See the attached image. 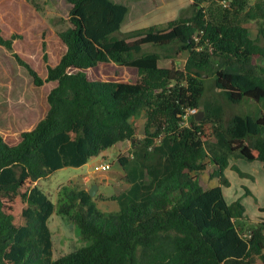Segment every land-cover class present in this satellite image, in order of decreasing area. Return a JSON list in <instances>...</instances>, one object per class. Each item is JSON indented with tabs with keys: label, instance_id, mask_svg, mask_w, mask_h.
<instances>
[{
	"label": "trees",
	"instance_id": "16d2710c",
	"mask_svg": "<svg viewBox=\"0 0 264 264\" xmlns=\"http://www.w3.org/2000/svg\"><path fill=\"white\" fill-rule=\"evenodd\" d=\"M191 1L193 16L166 30L124 33L125 5L68 0L71 27L60 34L66 51L47 77L16 56L36 86L54 87L47 114L19 144L9 145L0 134V264H264V223L246 238L239 226L246 208L229 206L223 191L230 186L225 171L231 157L264 163V114L254 119L235 113L228 121L212 117L192 129L180 127L188 110L200 111L208 82L231 106L264 102V68L257 62L264 59V6L240 21L229 11L203 7L208 0ZM244 22H259L257 39ZM0 45L14 49L1 28ZM148 45L179 58L189 53L185 69L161 67V54L146 52ZM100 65L132 69L137 80H92L88 71ZM144 112L147 145L130 189L110 199L98 195L118 202L120 211L104 213L88 190L68 193L60 212L90 244L54 260L49 220L56 205L33 185L135 142L141 126L131 119ZM166 126L175 133L164 137ZM207 159L214 165L210 177L219 181L211 189L200 178ZM119 162L125 167L131 159ZM17 195L27 204L21 226L5 203Z\"/></svg>",
	"mask_w": 264,
	"mask_h": 264
},
{
	"label": "rangeland",
	"instance_id": "374dc122",
	"mask_svg": "<svg viewBox=\"0 0 264 264\" xmlns=\"http://www.w3.org/2000/svg\"><path fill=\"white\" fill-rule=\"evenodd\" d=\"M116 4L125 5L129 9L127 19L123 25V32L156 27L159 30L168 29V24L180 18H189L194 14L191 0H112ZM35 7L29 0H0V28L7 39H12L14 49L8 50L0 45V134L11 146L20 143L22 134L35 129L49 110L48 95L53 85L38 87L28 71L18 62V55L29 64L40 77L45 79L48 67H55L63 57L66 47L60 39V34L71 27L69 16L72 6L68 0H35ZM203 7L213 8L217 13L229 11L244 21L248 12L259 4L264 6V0H208ZM249 29L252 39H257L259 22H244ZM261 44H264L261 42ZM146 52H158L162 58L163 68L184 70L189 53L176 57L170 49H158L151 46L144 47ZM264 68V59L258 61ZM92 80L136 82L137 72L124 69L116 65H100L99 68L89 70ZM208 92L203 100L200 111L188 114L181 123V130L199 126L203 120L220 117L228 121L235 113L251 116L254 119L264 114V102L256 103L246 99L240 106L229 105L220 94L212 91L211 82L207 84ZM202 114V121L196 116ZM133 124L141 126L140 134L135 142L120 143L109 148L102 155L93 158L81 168H66L59 170L47 179L38 181L37 185L56 205V210L49 220L53 234V259L58 260L64 255L77 251L90 244L82 238L78 226L68 217L61 214L63 204L68 203L67 194L74 191L90 190L93 185H101V191L94 197L105 211L110 213L119 208L116 201L102 200L121 196L127 190L129 177L140 169L142 149L147 142V115L142 113L131 119ZM164 127L163 136L172 135L174 129ZM154 133V131H152ZM150 152V150H149ZM120 157L130 158L131 162L123 167ZM108 163L112 169L108 172L100 170L102 164ZM207 169L201 173L204 188L219 186L218 180H213L209 171L214 168L213 163L206 160ZM103 177H111L112 181L102 182ZM225 178L230 186H223L224 195L229 206L236 202L246 208V219L239 226L244 235L250 239L251 229L264 223V164L248 162L239 154L229 159V167L225 171ZM121 181L114 185L113 181ZM26 189L21 193H25ZM99 201V202H98ZM6 207L15 218L17 225L25 224L22 216L27 207L21 195L6 201ZM73 213V211H72Z\"/></svg>",
	"mask_w": 264,
	"mask_h": 264
},
{
	"label": "crops",
	"instance_id": "0c3cea01",
	"mask_svg": "<svg viewBox=\"0 0 264 264\" xmlns=\"http://www.w3.org/2000/svg\"><path fill=\"white\" fill-rule=\"evenodd\" d=\"M117 146V145H116ZM264 164V163H263ZM110 181H112V179H111V177H103L102 178V182H104V183H106V182H110ZM113 183H114V185H116V184H121V181H113ZM128 189H130V185L128 186ZM99 191H101V185H99ZM98 191V192H99ZM100 195V194H99ZM103 196V195H102ZM103 197H105V198H107V196L106 195H104ZM99 202V201H98ZM101 202H104V201H101ZM97 203V202H96ZM119 204V203H118ZM97 205H98V208L100 209V210H102L101 208V206L99 205V203H97ZM118 211H120V206H119V208L117 209V210H114L113 212H118Z\"/></svg>",
	"mask_w": 264,
	"mask_h": 264
},
{
	"label": "water",
	"instance_id": "95a60500",
	"mask_svg": "<svg viewBox=\"0 0 264 264\" xmlns=\"http://www.w3.org/2000/svg\"><path fill=\"white\" fill-rule=\"evenodd\" d=\"M202 116H203V115H202L201 113L198 114V115L196 116L197 120H198V121H202V119H203ZM98 191H99V186H98V185H93V186L91 187V189L89 190V194H90V196H91L92 198H94V197L97 195Z\"/></svg>",
	"mask_w": 264,
	"mask_h": 264
},
{
	"label": "built area",
	"instance_id": "2783aa9c",
	"mask_svg": "<svg viewBox=\"0 0 264 264\" xmlns=\"http://www.w3.org/2000/svg\"><path fill=\"white\" fill-rule=\"evenodd\" d=\"M194 113H196V111H194V110H188V111H187V115H188V114H194ZM187 115H186V116H187ZM186 116H185V117H186ZM111 169H112V166H111L110 164H108V163L102 164L101 167H100V170L103 171V172H108V171H110Z\"/></svg>",
	"mask_w": 264,
	"mask_h": 264
}]
</instances>
